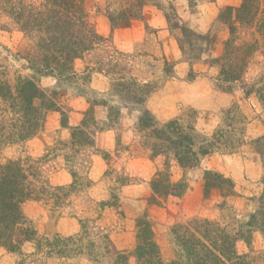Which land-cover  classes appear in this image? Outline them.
<instances>
[{"label": "trees", "instance_id": "1", "mask_svg": "<svg viewBox=\"0 0 264 264\" xmlns=\"http://www.w3.org/2000/svg\"><path fill=\"white\" fill-rule=\"evenodd\" d=\"M156 1L103 0L98 2L96 12L106 16L112 29H116L145 19V9L155 5ZM197 1L189 0L192 4ZM262 2L241 0L239 5L221 9L217 21L228 29V36L223 40L222 53L215 59L220 70L214 84L223 92H232L237 85L245 99L255 95L264 108ZM169 8L174 11L173 14L165 12L170 27L207 43L213 42L211 31L205 35L194 32L185 26L174 6ZM0 24L2 29L10 30L13 26L24 34L26 44L22 48L15 52L5 50L6 55L10 53L16 61H23V68L28 70L13 73L0 65V246L8 252L18 253L24 261L30 254L24 252L23 247L32 243L35 252L44 257L53 254L68 259L86 257L98 264L103 260H108V264H264L259 263V255L252 248L253 233L260 231L264 235V191L258 199V208L246 220H237V226L198 217L174 224L172 233L185 260H165L146 215L136 221V243L132 250L113 251L112 229L100 223V215L97 219L88 218L86 223L79 215L81 230L75 235H40L33 219L25 213L24 203L35 200L51 206L52 210H61L72 203L71 197L78 192L79 177L71 170L72 183L53 185L45 165L54 161L55 156L3 157L2 153L10 146H23L42 132L51 111L61 112V126L70 129L72 141H65L67 145L71 144L70 150L79 144L93 147L94 139L83 140L86 134L95 135L92 126L97 119L94 115L96 103H92L80 124L70 125L58 92L49 93L41 85L42 77L51 76L58 84L80 78L76 61L90 57L82 74L88 78L93 72L107 76L115 85L112 88L116 95L127 104L141 107L136 126L140 134L139 147L149 150L152 159L164 157L163 166L150 180V204L160 205L171 197H182L189 188L186 171L197 167L203 157L215 151L237 149L245 141L250 118L236 101L221 111V121L211 134L197 128L198 111L192 108L160 122L146 107V102L162 86V81L156 80L159 78L154 71L150 70L146 76L136 72L138 66H143L139 58L147 53L118 49L110 36L98 31L86 0H0ZM163 58L167 67L161 69L160 76L163 80L176 77L174 63ZM195 77L190 72L188 80ZM253 143L264 158V134ZM173 161L184 171L178 180L173 179ZM129 180L124 175L116 177L114 183L117 186L111 187L110 198L96 201L97 210H93L102 213L107 207L117 206V192ZM204 180L207 196L214 189H221L226 197L236 196L231 177L209 169L204 171ZM92 183L89 181L88 187ZM91 220L93 224H89ZM83 238L89 241L82 242ZM238 240L246 242L248 252H238Z\"/></svg>", "mask_w": 264, "mask_h": 264}, {"label": "rangeland", "instance_id": "2", "mask_svg": "<svg viewBox=\"0 0 264 264\" xmlns=\"http://www.w3.org/2000/svg\"><path fill=\"white\" fill-rule=\"evenodd\" d=\"M102 1L86 0L91 20L98 31L110 36L114 45L124 52H146L145 56L139 58L143 66L136 68L137 74L146 76L154 71L156 78H159L156 80L162 81V86L146 102V107L159 121L164 123L192 108L198 111L197 128L211 134L221 121V111L237 101L250 118L244 143L234 151H215L206 155L197 167L187 170L185 174L189 188L182 197H171L160 205L150 204V180L157 169L163 166L164 157L152 159L149 150L139 147L140 134L136 126L141 107L127 104L122 97L116 95L112 88L115 85L107 76L93 72L88 78L86 74H82L90 59L87 57L78 59L75 64L82 77L58 84L55 78L44 76L41 85L49 93L58 92L68 121L74 107L79 108L80 115L74 125L80 124L85 110L96 103L94 115L97 119L92 126L96 133L94 136L90 133L84 135L83 140L89 142L94 139V146L79 144L70 150L71 144L67 145L65 142L72 141L70 129L61 128V112L51 111L42 132L23 146L6 148L2 156H55L54 161L50 160L45 165L47 176L53 185L72 183L71 170L76 171L79 177L78 192L71 197L72 203L61 210H52L51 206L35 200L24 203L23 209L33 219L40 235L52 236L58 233L64 236L56 228L62 217L75 218L79 223L78 233L81 230L79 215L85 219V223L88 218L97 219L100 215V223L109 226L115 233L113 251L132 250L136 243V221L146 215L152 223L156 241L165 260H180L183 257L172 233L174 224L198 217L237 226L238 221L246 220L258 208V199L264 191V158L253 143L254 139L264 134V108L255 95L245 99L237 85H234L232 92H224L225 97L220 98L218 96L223 91L218 90L214 84L220 70L215 59L222 53L223 40L228 36V29L218 24L217 18L224 6L239 5L241 0H199L194 4L189 0H158L155 5H149L145 9V19L135 20L129 26L116 29H112L106 16L96 12L98 2ZM170 6L175 7L185 26L194 32L205 35L211 31L213 42L207 43L206 40L170 27L165 14L174 13ZM262 8L264 9V0ZM12 27L5 30L0 24V65L8 67L13 73L17 70L26 73L28 70L23 68V61H16L10 53L6 55L7 49L15 52L26 44L24 34ZM163 57L174 63L176 77L163 80L160 76L161 69L167 67ZM190 72L196 75L191 81L188 80ZM202 81L206 85H202ZM202 87H207L205 96L195 92ZM189 95L194 97L188 99ZM217 97L218 108L217 104H211ZM197 98L202 99L196 101ZM94 155L102 158L106 167L101 174L93 173L92 176ZM171 168L173 179H180L184 171L175 161ZM209 169L231 177L235 183L236 196H223L221 189H214L207 196L204 171ZM62 170H67L71 175V181L67 184L57 183V178H60L57 173ZM107 170L108 174H105ZM121 175L128 176L130 180L119 188L117 206L107 207L102 213L95 212L93 208L97 210L96 201H107L110 198L111 187L116 188L114 181ZM89 181L93 183L88 187ZM89 224H93V221ZM88 241L83 238L82 242ZM252 248L259 255V263H264V235L260 231L253 233ZM23 249L30 256H26L24 261L15 253L16 264H98L86 257L68 259L57 254L44 257L35 252L32 243H26ZM237 250L241 254L249 251L244 240H238ZM106 261L103 260L100 264H108Z\"/></svg>", "mask_w": 264, "mask_h": 264}, {"label": "crops", "instance_id": "3", "mask_svg": "<svg viewBox=\"0 0 264 264\" xmlns=\"http://www.w3.org/2000/svg\"><path fill=\"white\" fill-rule=\"evenodd\" d=\"M200 83H202V85H206L204 83V81H202ZM207 91H208L207 87L197 88V90H195V92H198L201 95L204 94V96L206 95ZM223 93L224 92H222L220 94V96H218V97H220V98L225 97L224 96L225 94H223ZM193 95H189L188 99H191L190 97ZM201 95H197V96L200 97ZM218 97L214 98L212 102L210 101L212 105H215L218 103ZM200 99H202V98H197L196 101H198ZM217 108H218V104H217ZM78 109L79 108L74 107V110H72V112H71V115H70L71 120L69 118V123L71 125H74L75 123H77L76 120L78 119V117L80 115V113L78 112ZM209 109H212V108L210 107ZM61 128H63V127H61ZM106 144H108V142H106ZM103 162H104V160L102 158L98 157L97 155H94V164L92 166L93 168L91 171L92 176H93V173H95V175H96V174H101L104 171V168L106 166L103 164ZM58 174L60 175V178L59 177L57 178V179H59V182H57V183L67 184L71 181V175L69 174V172L67 170H62L61 172L57 173V175ZM34 205L36 208H38V206L36 204H34ZM33 215L36 216V214H33ZM78 224L79 223L77 222V220L73 217H62L58 221L56 228H57V231H59L64 236H66V235L77 233L78 227H79ZM113 233H114V231L111 234V239H112L111 247L114 246L113 236L115 233L114 234ZM123 248H126V247H123ZM16 260H17V255L15 253L8 252L4 247L0 246V264H16Z\"/></svg>", "mask_w": 264, "mask_h": 264}]
</instances>
